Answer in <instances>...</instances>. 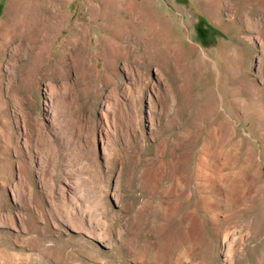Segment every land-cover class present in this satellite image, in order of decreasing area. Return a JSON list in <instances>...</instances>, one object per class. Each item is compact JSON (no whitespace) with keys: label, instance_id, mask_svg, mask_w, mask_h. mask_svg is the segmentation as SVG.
Masks as SVG:
<instances>
[{"label":"rangeland","instance_id":"obj_1","mask_svg":"<svg viewBox=\"0 0 264 264\" xmlns=\"http://www.w3.org/2000/svg\"><path fill=\"white\" fill-rule=\"evenodd\" d=\"M13 1L0 264H264V0H47L48 45Z\"/></svg>","mask_w":264,"mask_h":264},{"label":"bare ground","instance_id":"obj_2","mask_svg":"<svg viewBox=\"0 0 264 264\" xmlns=\"http://www.w3.org/2000/svg\"><path fill=\"white\" fill-rule=\"evenodd\" d=\"M90 3H92V1L94 0H88ZM129 1V0H128ZM131 1V0H130ZM135 1V0H134ZM217 1V2H216ZM220 0H214V2L217 4ZM244 1V0H243ZM248 1V3L250 4V10L255 9V5L257 4L259 6V3H261L259 0H246ZM124 0H107L106 6L102 7L103 10H105L107 13L113 11L116 12L119 11L120 8H122ZM54 2L52 1H47V0H42V1H36V0H14L9 8V14L11 16V23L14 26L13 28H15V30L17 31V35L21 36L23 38V36L25 35H29V39L31 41V43H43L45 45H48L49 42L51 41L52 37H53V31L58 27L57 24L53 23L52 21H47V22H43V21H39L38 18L40 16V12H41V8H49V7H54L53 5ZM134 3V2H133ZM230 3V1H229ZM228 3V6L230 7V4ZM136 4L132 5V3L126 5L127 6V10H135V6ZM227 5V4H226ZM232 5V4H231ZM216 6V5H215ZM94 7V6H93ZM238 7V6H237ZM24 8H26L25 10H23ZM97 9V7H96ZM234 10V9H233ZM57 11V10H56ZM95 11V10H94ZM123 11V9H122ZM238 11V10H237ZM121 12V11H120ZM136 12V11H135ZM42 13V12H41ZM102 13V12H101ZM130 13V12H129ZM133 13V12H132ZM47 14V13H45ZM121 14V13H120ZM123 14V13H122ZM127 14V13H126ZM221 14V13H220ZM49 15V14H48ZM51 15V14H50ZM55 15H57L55 13ZM116 15V14H115ZM45 16V15H44ZM130 16V14H129ZM128 16V18H129ZM107 17V16H105ZM131 17V16H130ZM51 18V17H50ZM94 18V17H93ZM124 18V17H123ZM122 18V19H123ZM126 18V17H125ZM151 18V17H150ZM112 20V19H111ZM116 20L118 25L122 26L121 21H119V18L114 17L113 21ZM134 20V19H133ZM6 21V20H5ZM56 21V20H55ZM115 21V23H116ZM127 20H125L126 22ZM57 23V22H56ZM116 23V24H117ZM131 23V22H130ZM133 23V22H132ZM114 24V22H113ZM126 24V23H125ZM124 24V25H125ZM103 25V24H102ZM115 25V24H114ZM114 27V26H113ZM118 29V28H117ZM137 29V28H136ZM14 30V29H13ZM72 31V32H71ZM76 29L74 28L73 30H70V37H74L76 36ZM82 34L73 38V44L77 45L78 43H85L86 38H87V34L85 31V28L81 31ZM115 33V32H114ZM73 35V36H71ZM144 37V36H143ZM70 38V39H71ZM54 40V39H53ZM147 41V40H146ZM157 42V41H156ZM32 45V44H31ZM44 45V46H45ZM162 47V46H161ZM224 54V53H223ZM34 72V71H33ZM223 85V84H222ZM207 148V147H205ZM205 152V151H204ZM207 152V151H206ZM204 161V160H203ZM213 161V160H212ZM217 161V160H216ZM226 162V161H225ZM229 163V162H228ZM205 164V163H204ZM209 164V163H208ZM221 165V164H220ZM226 166V165H225ZM214 167V168H213ZM212 169L210 167H205V170L207 169V171H211L213 173H218L220 171V168L216 165H213ZM200 168V167H199ZM224 168V167H223ZM222 168V169H223ZM201 169V168H200ZM225 169V168H224ZM205 171V172H207ZM223 171V170H222ZM208 173V172H207ZM212 173V174H213ZM224 173V172H223ZM204 175V174H203ZM228 175V174H227ZM198 176H200V174H198ZM217 177V176H216ZM221 177V176H220ZM201 178V177H199ZM206 178L207 175H206ZM226 178V177H225ZM228 178V177H227ZM178 183V182H177ZM203 184V183H201ZM215 184V183H214ZM230 184V183H229ZM218 186V185H217ZM228 186V185H227ZM230 186V185H229ZM207 188V187H206Z\"/></svg>","mask_w":264,"mask_h":264}]
</instances>
